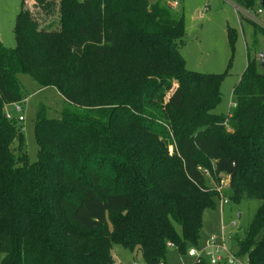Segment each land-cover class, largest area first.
I'll return each mask as SVG.
<instances>
[{"label":"trees","instance_id":"obj_1","mask_svg":"<svg viewBox=\"0 0 264 264\" xmlns=\"http://www.w3.org/2000/svg\"><path fill=\"white\" fill-rule=\"evenodd\" d=\"M14 31L16 47L0 42L1 264H112L115 245L145 264H167L172 246L186 256L218 207L203 169L230 177L235 203L262 202L231 239L264 264V71L249 45L234 105L217 114L228 72L188 69L185 16L162 0H22ZM19 74L65 101L59 118L40 105L33 163L5 114L25 100Z\"/></svg>","mask_w":264,"mask_h":264},{"label":"rangeland","instance_id":"obj_2","mask_svg":"<svg viewBox=\"0 0 264 264\" xmlns=\"http://www.w3.org/2000/svg\"><path fill=\"white\" fill-rule=\"evenodd\" d=\"M149 1L156 3L158 0ZM26 2L34 6L33 0H26ZM162 2L165 3L167 0ZM259 2L264 9V0ZM21 3L22 0H0V42L10 48L17 45L14 27ZM240 8H237L232 0H183L179 9L176 10L179 15L185 16V37L180 50L186 59L188 69L203 73L228 72L221 84L222 99L214 110L217 114H228L234 105L233 90L239 83L247 63L246 40L249 41L251 55L258 60L259 70L264 71L261 65L263 58L260 57V53L264 54V34L259 32L256 41L251 40L255 28L248 21L241 22ZM257 18L264 23V13ZM229 28L235 29L237 33L234 48L228 39ZM19 80L25 97L23 103L25 120L18 122V125L24 132L25 151L33 163L38 160L39 152V145L35 138V123L40 105L47 106L49 117L59 118L65 101L57 89L54 87L42 89L27 74H19ZM208 180L211 184H221L229 197L227 191L229 192L230 179L227 174H222L220 179L215 177V180L209 178ZM261 203L257 199H243L235 203L229 198V202L222 205L217 198V209L205 212L203 245L211 234L224 233L227 237L235 234L243 235ZM230 245L236 252L232 239H230ZM112 252L114 256L112 264H145L139 249L132 252L121 245H115ZM167 259V264H192L194 258L181 255L178 249L172 246L169 248Z\"/></svg>","mask_w":264,"mask_h":264},{"label":"built area","instance_id":"obj_3","mask_svg":"<svg viewBox=\"0 0 264 264\" xmlns=\"http://www.w3.org/2000/svg\"><path fill=\"white\" fill-rule=\"evenodd\" d=\"M35 3V0H33ZM183 0H167L165 4L172 10H177L181 6ZM245 14L253 19L259 25H264L260 19H258L250 9L244 10ZM259 13L262 12L260 8ZM261 58H264V55H260ZM24 101L14 102L11 104L5 105V114L8 119H16L18 122H23L25 117L23 115L24 111ZM170 152L173 153V146H170ZM203 174L209 178L214 179L215 176L211 173L209 169H203ZM230 179V177H229ZM218 193V198L222 202V205H225L229 202V197L226 195L224 187L221 184L213 183L212 184ZM230 185V183L228 184ZM232 237H227L224 233L220 235H212L209 237L208 243L205 247L193 246L189 249L187 256L193 257L194 261L206 260L210 264H249L246 257L238 256L235 251L232 250L230 245V239ZM160 264H165L161 262Z\"/></svg>","mask_w":264,"mask_h":264},{"label":"crops","instance_id":"obj_4","mask_svg":"<svg viewBox=\"0 0 264 264\" xmlns=\"http://www.w3.org/2000/svg\"><path fill=\"white\" fill-rule=\"evenodd\" d=\"M233 1V0H232ZM234 2V1H233ZM235 3V2H234ZM235 5H236V7L237 8H240V6L238 5V4H236L235 3ZM240 15H243L245 18L243 19V20H241V18H240V20H241V22H243V21H248L249 23H251L250 21L252 20V21H254L253 19H251L250 17H248L246 14H245V12H244V10H246V8H244V7H241L240 8ZM259 10V9H258ZM258 10H255V11H252L251 10V12L252 13H254V15L257 17V16H259L260 14H263L264 13V9H262V12L261 13H259L258 12ZM17 17V16H16ZM16 20V19H15ZM250 20V21H249ZM255 38H257V36L255 35V31H254V33H253V35L251 36V40H253V42L256 40ZM246 44L247 45H249V41L248 40H246ZM261 54H263V53H260V55ZM264 55V54H263ZM247 64V63H246ZM43 89V88H42ZM210 236H212V234L210 235ZM209 236V237H210ZM209 237H208V239H207V242H206V244L205 245H203V238L201 237V240H200V246L201 247H205L206 245H207V243H208V240H209ZM206 240V239H205Z\"/></svg>","mask_w":264,"mask_h":264},{"label":"water","instance_id":"obj_5","mask_svg":"<svg viewBox=\"0 0 264 264\" xmlns=\"http://www.w3.org/2000/svg\"><path fill=\"white\" fill-rule=\"evenodd\" d=\"M261 65L264 67V58L261 61Z\"/></svg>","mask_w":264,"mask_h":264}]
</instances>
